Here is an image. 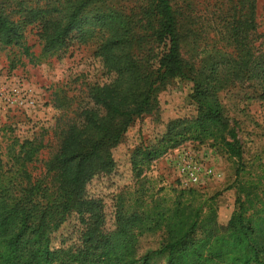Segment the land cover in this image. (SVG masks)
<instances>
[{"label":"trees","instance_id":"1","mask_svg":"<svg viewBox=\"0 0 264 264\" xmlns=\"http://www.w3.org/2000/svg\"><path fill=\"white\" fill-rule=\"evenodd\" d=\"M107 1L116 0H47L17 21L0 8L1 48L28 54L25 30L35 25L42 57L72 41L93 45L108 76L92 87V107L71 123L47 164L52 191L29 175L0 172V264H149L154 256L167 264H264L259 193L239 198L225 225L203 213L202 203L191 208L178 201L149 214L124 209L119 196L107 226L103 199L90 188L115 171L113 151L135 119L159 120L158 95L177 81L191 84L195 115L171 119L156 138L141 141L129 155L131 174L139 177L186 142L219 140L238 161L237 181L243 150L218 94L249 80L264 95V33L257 31L255 0H239V11L232 8L219 31L220 46L206 43L199 31L183 30L171 0H141L130 14L103 6ZM35 152L25 150L23 162L30 163ZM65 229L72 237L63 234L54 246ZM155 230L163 232L159 247L138 257V239Z\"/></svg>","mask_w":264,"mask_h":264},{"label":"rangeland","instance_id":"2","mask_svg":"<svg viewBox=\"0 0 264 264\" xmlns=\"http://www.w3.org/2000/svg\"><path fill=\"white\" fill-rule=\"evenodd\" d=\"M46 2L0 0V8L17 21L30 9L44 7ZM140 3L141 0H116L103 6L130 14ZM171 4L183 30L199 31L206 43L218 46L223 20L233 7L240 9L239 0H171ZM255 5L257 31L261 34L264 33V0H255ZM21 8L24 11L20 12ZM92 28L100 30L99 25ZM25 31L28 54L19 48L0 47V172L10 176L16 171L19 176L29 175L31 181L50 192L55 183L47 164L57 153L71 123H78L82 112L92 107V87L104 83L108 76L101 60L94 56L95 46L72 41L67 47L42 57L35 25ZM190 93L191 84L180 81L161 91L157 98L159 120L151 116L135 119L113 151L115 171L91 185L103 199L107 226L111 224L119 196L124 209L149 214L172 208L178 201L190 203L191 208L202 203L203 213L214 216L220 225L227 223L237 200H243L248 192L264 197V95L256 81L244 80L218 94L224 115L235 127L243 150L244 166L237 181L238 161L219 140L186 142L150 163L139 177L131 174L129 155L141 141L156 138L171 119L195 115ZM26 142L31 145H24ZM31 147L36 152L31 162L25 163L23 152ZM184 167H197L198 185L182 184L186 181L180 174ZM63 234L72 237L65 229L56 235L54 246L61 245ZM162 236L160 230L142 235L137 241L138 257L156 250ZM149 264L167 262L163 256H154Z\"/></svg>","mask_w":264,"mask_h":264},{"label":"built area","instance_id":"3","mask_svg":"<svg viewBox=\"0 0 264 264\" xmlns=\"http://www.w3.org/2000/svg\"><path fill=\"white\" fill-rule=\"evenodd\" d=\"M180 174H182L183 178H186L185 183H182L183 185L185 184V186H196L199 184V177L197 175V167H188V168H182L180 171Z\"/></svg>","mask_w":264,"mask_h":264}]
</instances>
